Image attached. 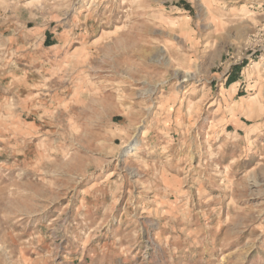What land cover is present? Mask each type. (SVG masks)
Returning a JSON list of instances; mask_svg holds the SVG:
<instances>
[{
    "label": "rangeland",
    "instance_id": "rangeland-1",
    "mask_svg": "<svg viewBox=\"0 0 264 264\" xmlns=\"http://www.w3.org/2000/svg\"><path fill=\"white\" fill-rule=\"evenodd\" d=\"M0 264H264V0H0Z\"/></svg>",
    "mask_w": 264,
    "mask_h": 264
},
{
    "label": "bare ground",
    "instance_id": "bare-ground-1",
    "mask_svg": "<svg viewBox=\"0 0 264 264\" xmlns=\"http://www.w3.org/2000/svg\"><path fill=\"white\" fill-rule=\"evenodd\" d=\"M130 2H133V3H136L138 2V0H129ZM180 88V87H179ZM249 105V104H248ZM247 105V106H248ZM250 110V107H247L246 108V111H249ZM137 147L136 145L135 146H128V147H125L123 150L125 152V154H128V151H130L131 153H136L135 151H137ZM231 167H228V170L230 169Z\"/></svg>",
    "mask_w": 264,
    "mask_h": 264
}]
</instances>
